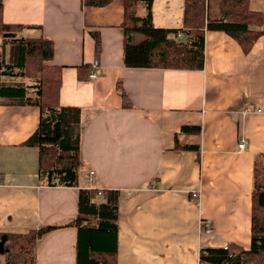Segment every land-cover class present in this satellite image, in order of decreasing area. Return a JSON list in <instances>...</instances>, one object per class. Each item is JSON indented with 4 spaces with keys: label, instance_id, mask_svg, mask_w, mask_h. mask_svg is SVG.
I'll return each mask as SVG.
<instances>
[{
    "label": "crops",
    "instance_id": "obj_1",
    "mask_svg": "<svg viewBox=\"0 0 264 264\" xmlns=\"http://www.w3.org/2000/svg\"><path fill=\"white\" fill-rule=\"evenodd\" d=\"M0 2L5 23L30 25L23 36L53 41L60 104L81 107L83 125L78 185H49L38 147L26 143L39 126V107L0 97L4 239L59 225L38 239L37 264H77V229L61 225L77 216L79 190L96 188L119 191L117 264H202L204 247L250 248L254 162L264 151V0H249L263 15L251 50L224 31L206 30L201 70L127 66L124 0ZM184 5L153 0V25L183 31ZM147 13L140 2L137 14ZM185 125L201 131L183 132ZM6 251L4 240L0 264Z\"/></svg>",
    "mask_w": 264,
    "mask_h": 264
},
{
    "label": "trees",
    "instance_id": "obj_2",
    "mask_svg": "<svg viewBox=\"0 0 264 264\" xmlns=\"http://www.w3.org/2000/svg\"><path fill=\"white\" fill-rule=\"evenodd\" d=\"M113 0H83L86 6H106ZM148 13L137 14L140 2ZM209 0H185L184 32L189 44L176 43L178 31L157 28L152 23L153 0H124L123 28L126 32L125 63L129 67H158L201 70L205 65V32L219 30L234 37L248 53L262 31L261 12L250 8L249 0H221V16L212 17ZM32 27L5 23L0 2V34L3 44L10 42L9 60L0 57V97L21 100L40 109V123L26 142L39 149V170L49 185L77 186L82 168L80 137L82 108L60 104L61 67L52 64L54 43L45 37H25ZM140 33L143 40L134 43L128 33ZM96 52L101 41L98 33ZM8 40V41H7ZM20 79V80H18ZM22 79L29 80L24 84ZM122 95L126 99V94ZM183 132L201 131L197 125H185ZM196 149L198 146L186 145ZM78 214L61 226L77 229V264H117L120 195L116 189L81 188L78 193ZM59 225L43 226L25 233H6L5 264H37L38 239ZM251 246L238 244L225 247H204L200 251L202 264H264V151L254 162L252 190ZM5 233H0V242ZM255 259V260H253Z\"/></svg>",
    "mask_w": 264,
    "mask_h": 264
},
{
    "label": "rangeland",
    "instance_id": "obj_3",
    "mask_svg": "<svg viewBox=\"0 0 264 264\" xmlns=\"http://www.w3.org/2000/svg\"><path fill=\"white\" fill-rule=\"evenodd\" d=\"M208 11L211 16L214 17H220L221 16V0H209L208 1ZM142 35V34H141ZM3 39L4 37L2 34H0V57L4 58V61L9 60L10 54L12 52L11 50V44L10 42L3 44ZM176 43H184V44H189V37L183 36V38H173ZM8 41V40H7ZM26 83H29V80L25 81ZM255 260V259H253ZM254 264H259V261H256Z\"/></svg>",
    "mask_w": 264,
    "mask_h": 264
},
{
    "label": "built area",
    "instance_id": "obj_4",
    "mask_svg": "<svg viewBox=\"0 0 264 264\" xmlns=\"http://www.w3.org/2000/svg\"><path fill=\"white\" fill-rule=\"evenodd\" d=\"M176 36H177L178 38L183 37V36H184V31H179V32L176 34ZM98 65H99V63H98L97 60H95V61L92 63L93 68H96ZM89 76H90V78H95V77H96V72L94 71V69L91 70ZM244 146H245V143H244V141L242 140L241 143L239 144V147H240V149H243ZM0 183H1V180H0ZM210 230H211V228L208 229V231H210Z\"/></svg>",
    "mask_w": 264,
    "mask_h": 264
},
{
    "label": "water",
    "instance_id": "obj_5",
    "mask_svg": "<svg viewBox=\"0 0 264 264\" xmlns=\"http://www.w3.org/2000/svg\"><path fill=\"white\" fill-rule=\"evenodd\" d=\"M4 240L5 239H3V241L0 242V247H2L4 245Z\"/></svg>",
    "mask_w": 264,
    "mask_h": 264
},
{
    "label": "bare ground",
    "instance_id": "obj_6",
    "mask_svg": "<svg viewBox=\"0 0 264 264\" xmlns=\"http://www.w3.org/2000/svg\"><path fill=\"white\" fill-rule=\"evenodd\" d=\"M178 32H179V31H178ZM178 32H177V33H178ZM176 38H178V37L176 36ZM181 38H183V37H181ZM244 147H245V146H244Z\"/></svg>",
    "mask_w": 264,
    "mask_h": 264
}]
</instances>
